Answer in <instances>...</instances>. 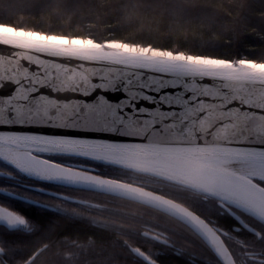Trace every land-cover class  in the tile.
Returning <instances> with one entry per match:
<instances>
[{
	"label": "snow or ice",
	"instance_id": "snow-or-ice-1",
	"mask_svg": "<svg viewBox=\"0 0 264 264\" xmlns=\"http://www.w3.org/2000/svg\"><path fill=\"white\" fill-rule=\"evenodd\" d=\"M255 11L245 0H0V264L53 249L57 264H97L94 239L58 234L15 199L111 233L128 264L169 252L264 264V52H221L213 38L238 35ZM259 11L264 31V0ZM37 234L23 258L21 237Z\"/></svg>",
	"mask_w": 264,
	"mask_h": 264
},
{
	"label": "trees",
	"instance_id": "trees-1",
	"mask_svg": "<svg viewBox=\"0 0 264 264\" xmlns=\"http://www.w3.org/2000/svg\"><path fill=\"white\" fill-rule=\"evenodd\" d=\"M246 3H251L253 8L256 9L254 12V20L248 24L242 25L238 35H226L223 34L226 30H216L213 38L216 40L219 46V51L227 52L230 54H244L248 53H261L264 52V31L261 30L260 24V0H245ZM235 15V13L233 14ZM198 34H193V39H199ZM207 38V37H204ZM231 47H228V45ZM33 212V219L38 222H44L45 224L51 223L52 227L58 234H67L71 231L73 234H78L81 236H88L91 238H96L98 244H102L100 249L96 250L97 255L95 256L96 261H106L112 256H122L121 249L116 246V238L111 233L103 232L101 230L88 231L89 225L74 223L65 217H62L56 213L45 210L39 207H31ZM21 238H31L33 246H38V241L41 239L40 235L25 236ZM179 246L183 247L185 250L191 248V240L185 239L183 237H176ZM48 242V241H45ZM31 246V245H30ZM173 259H169V261ZM174 262L178 264H183L180 257L176 256Z\"/></svg>",
	"mask_w": 264,
	"mask_h": 264
},
{
	"label": "flooded vegetation",
	"instance_id": "flooded-vegetation-1",
	"mask_svg": "<svg viewBox=\"0 0 264 264\" xmlns=\"http://www.w3.org/2000/svg\"><path fill=\"white\" fill-rule=\"evenodd\" d=\"M40 186H41L40 184L33 185V187H40ZM0 199H3V198L0 197ZM42 200L47 201V202H51V203H59V201H51L48 197H42ZM15 203L25 211V214L30 215L32 218H33V215H34L33 212L31 211V207L32 206H34V207L36 206V207H39V208H43V207H40L39 205L28 203L27 201H25L23 199H15ZM43 209H45V208H43ZM45 210H47V209H45ZM48 211H50V210H48ZM92 239H94L95 242H96V250L100 249V247L102 246V244L101 243L98 244L99 242H98V240L96 238H92ZM174 239L177 241L178 238L174 237ZM31 240H32L31 238H21L20 241H19V243H18V247L22 251L23 258H27V255H30L31 254L30 252H28V249L30 247H33V245L30 244V243H32ZM177 243H178V241H177ZM178 247H181V246H179V243H178ZM154 250L161 251V249H159V248H156ZM188 251H192V252H195V253H199V250L192 243V241H191V248L188 249ZM175 257L176 256H173L170 252L167 253V254H164V255H162L159 258L160 259V264H178V262H174ZM57 259L58 258L55 255V249H53L52 251H49V252L44 253L40 257V259L38 261V264H57ZM169 259H173V260L172 261L171 260L169 261ZM108 260L111 261V264H128V262H127V260L125 259L124 256H112V257L108 258L106 261H108ZM99 262L100 261H97V264H99Z\"/></svg>",
	"mask_w": 264,
	"mask_h": 264
},
{
	"label": "water",
	"instance_id": "water-1",
	"mask_svg": "<svg viewBox=\"0 0 264 264\" xmlns=\"http://www.w3.org/2000/svg\"><path fill=\"white\" fill-rule=\"evenodd\" d=\"M50 132H63V129H49ZM24 200V199H23ZM26 201V200H25Z\"/></svg>",
	"mask_w": 264,
	"mask_h": 264
}]
</instances>
